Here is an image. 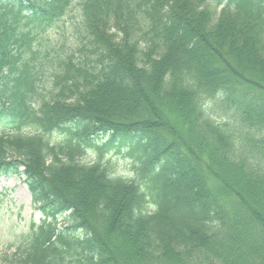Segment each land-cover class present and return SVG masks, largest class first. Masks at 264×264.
<instances>
[{"label": "trees", "instance_id": "obj_1", "mask_svg": "<svg viewBox=\"0 0 264 264\" xmlns=\"http://www.w3.org/2000/svg\"><path fill=\"white\" fill-rule=\"evenodd\" d=\"M72 2L0 0V172L52 218L14 260L264 264V0H82L76 60Z\"/></svg>", "mask_w": 264, "mask_h": 264}, {"label": "rangeland", "instance_id": "obj_2", "mask_svg": "<svg viewBox=\"0 0 264 264\" xmlns=\"http://www.w3.org/2000/svg\"><path fill=\"white\" fill-rule=\"evenodd\" d=\"M82 0H73L66 14L44 34L50 44L66 57L72 54L74 60L84 56L80 49L85 45L86 39H79L77 26L82 22ZM214 7L216 0H209ZM106 141L107 136L102 137ZM88 156L83 162L91 163L97 157L96 152L88 150ZM112 171L116 175L129 179L136 177L133 162L124 148L121 154H111ZM59 219L58 228L64 227L67 218ZM43 213L34 205L32 195L27 187L24 177L10 175L0 177V264H17L14 256L19 247L24 248V237L31 232L32 223H39ZM34 228L33 230H35Z\"/></svg>", "mask_w": 264, "mask_h": 264}]
</instances>
